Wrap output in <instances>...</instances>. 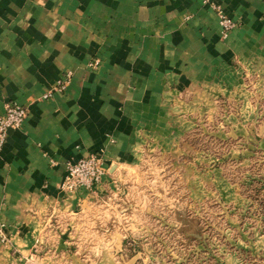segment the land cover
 <instances>
[{"label": "crops", "instance_id": "1", "mask_svg": "<svg viewBox=\"0 0 264 264\" xmlns=\"http://www.w3.org/2000/svg\"><path fill=\"white\" fill-rule=\"evenodd\" d=\"M216 5L237 22L225 38ZM248 75L264 86V0H0V114L26 109L0 150V264L135 261L169 205L128 176L154 153L183 160L184 135L222 96L241 98L224 124L250 121ZM92 152L101 181L62 194L64 162Z\"/></svg>", "mask_w": 264, "mask_h": 264}, {"label": "rangeland", "instance_id": "2", "mask_svg": "<svg viewBox=\"0 0 264 264\" xmlns=\"http://www.w3.org/2000/svg\"><path fill=\"white\" fill-rule=\"evenodd\" d=\"M226 17L232 30L237 22ZM254 77L246 76L241 87L250 92L244 95L253 111L250 121L241 117L234 126L224 124L223 111L238 108L241 98L222 96L213 119L203 115L184 135L183 160H161L154 153L128 176L152 191L156 209L170 206V212L154 214L170 220L156 223L153 238L143 244L146 252L133 262L115 258L118 264H264V141L257 138H264V86ZM161 168L166 172H157ZM177 197L178 209L171 207Z\"/></svg>", "mask_w": 264, "mask_h": 264}, {"label": "built area", "instance_id": "3", "mask_svg": "<svg viewBox=\"0 0 264 264\" xmlns=\"http://www.w3.org/2000/svg\"><path fill=\"white\" fill-rule=\"evenodd\" d=\"M214 11L219 17V24L223 36L233 27V22L230 21L220 6H213ZM99 63L97 58L89 62L90 67H95ZM62 78L54 85L51 90L44 94V97L51 96L54 92L63 91L66 83L69 80L68 75ZM26 116L24 106L8 101L4 104V110L0 114V150L4 145L7 131L10 129H18ZM106 165L101 152H92L87 155L68 159L64 162V171L61 180L58 182V190L69 195L78 189H84L91 192L93 188L101 181L103 174L106 172ZM1 238L4 236L0 232Z\"/></svg>", "mask_w": 264, "mask_h": 264}]
</instances>
